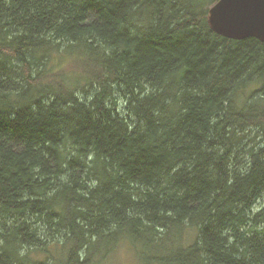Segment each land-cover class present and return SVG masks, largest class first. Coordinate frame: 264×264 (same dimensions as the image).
Listing matches in <instances>:
<instances>
[{
  "label": "trees",
  "instance_id": "16d2710c",
  "mask_svg": "<svg viewBox=\"0 0 264 264\" xmlns=\"http://www.w3.org/2000/svg\"><path fill=\"white\" fill-rule=\"evenodd\" d=\"M214 3L0 0V264H264V43Z\"/></svg>",
  "mask_w": 264,
  "mask_h": 264
},
{
  "label": "water",
  "instance_id": "95a60500",
  "mask_svg": "<svg viewBox=\"0 0 264 264\" xmlns=\"http://www.w3.org/2000/svg\"><path fill=\"white\" fill-rule=\"evenodd\" d=\"M208 20L226 38H256L264 43V0H215Z\"/></svg>",
  "mask_w": 264,
  "mask_h": 264
},
{
  "label": "rangeland",
  "instance_id": "374dc122",
  "mask_svg": "<svg viewBox=\"0 0 264 264\" xmlns=\"http://www.w3.org/2000/svg\"><path fill=\"white\" fill-rule=\"evenodd\" d=\"M69 54H65L67 58ZM55 65H61L59 68V74L69 73L71 68L75 66L66 62L65 59L59 60L55 58L53 60ZM78 70H80L78 68ZM81 95L88 96L91 88H84L78 86ZM88 90V91H86ZM253 93L252 83L250 82V94ZM264 204V200L258 204L257 208H260ZM116 252V253H114ZM114 253L108 260V264H138L139 261H142L143 254L140 252L139 248L136 245H133L131 242L119 244V246L112 252ZM111 253V254H112Z\"/></svg>",
  "mask_w": 264,
  "mask_h": 264
}]
</instances>
